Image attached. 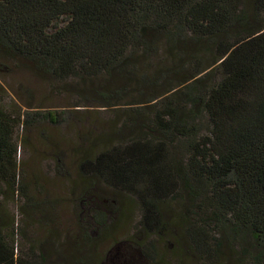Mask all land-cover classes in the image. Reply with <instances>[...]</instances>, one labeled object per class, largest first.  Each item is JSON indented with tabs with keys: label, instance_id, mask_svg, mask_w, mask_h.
I'll use <instances>...</instances> for the list:
<instances>
[{
	"label": "trees",
	"instance_id": "16d2710c",
	"mask_svg": "<svg viewBox=\"0 0 264 264\" xmlns=\"http://www.w3.org/2000/svg\"><path fill=\"white\" fill-rule=\"evenodd\" d=\"M0 56L80 81L75 105L103 108L82 136L91 145L79 160L84 191L102 183L134 195L148 237L169 232L174 217L206 261L241 244L236 229L264 259V0H0ZM4 92L0 82V192L18 200L22 122ZM68 118L60 109L43 117ZM8 220L0 264H54L42 251L20 254L19 217ZM77 253L57 264H95Z\"/></svg>",
	"mask_w": 264,
	"mask_h": 264
},
{
	"label": "rangeland",
	"instance_id": "374dc122",
	"mask_svg": "<svg viewBox=\"0 0 264 264\" xmlns=\"http://www.w3.org/2000/svg\"><path fill=\"white\" fill-rule=\"evenodd\" d=\"M0 82L5 88L3 104L20 114L22 122L13 139L18 146L24 193L16 200L12 189L0 192V219L16 223L19 217L15 239L20 254L42 251L54 264L79 256L77 252L96 257L95 264H150L153 260L143 258L142 248L156 264H264L261 250L240 229L231 234L241 244L233 250L229 242L224 244L223 255H212L209 262L182 237L174 217H170L169 232L148 237L140 228L143 212L134 195L112 192L102 183L90 192L92 196L84 191L79 160L91 145L82 136L89 123L87 117L98 114L97 109L104 110L75 105L85 94L80 81L59 82L26 61L0 56ZM27 109L38 114L32 116L35 123L23 125ZM55 109L66 110L68 121L55 125L43 119L48 110ZM84 237H89V246H85ZM242 246L247 253L241 252Z\"/></svg>",
	"mask_w": 264,
	"mask_h": 264
}]
</instances>
